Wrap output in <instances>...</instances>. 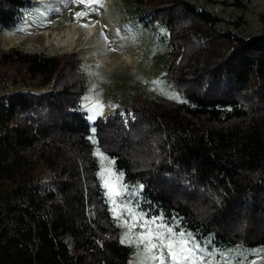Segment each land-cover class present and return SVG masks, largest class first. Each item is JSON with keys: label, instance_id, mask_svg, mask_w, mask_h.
Listing matches in <instances>:
<instances>
[{"label": "trees", "instance_id": "1", "mask_svg": "<svg viewBox=\"0 0 264 264\" xmlns=\"http://www.w3.org/2000/svg\"><path fill=\"white\" fill-rule=\"evenodd\" d=\"M136 3L145 27L169 35V77L183 101L136 99L97 118L98 144L127 187H144L148 217L251 258L264 249V34L220 30L224 20L186 0ZM31 4L0 0V36ZM84 66L74 53L0 46V264H128L134 255L99 176ZM18 85L25 90L9 92Z\"/></svg>", "mask_w": 264, "mask_h": 264}, {"label": "rangeland", "instance_id": "2", "mask_svg": "<svg viewBox=\"0 0 264 264\" xmlns=\"http://www.w3.org/2000/svg\"><path fill=\"white\" fill-rule=\"evenodd\" d=\"M30 1L32 4L28 11L12 28L4 30L1 34L0 46L4 50L20 49L46 56L74 53L83 60L85 64L83 77L87 90L81 100V106L82 110L86 111L87 117L93 115V109L97 112L95 120L88 118L94 132L95 155L99 150L107 158L101 161L96 155L100 166L110 168L113 174H119L114 163L109 165V160H113L98 144L94 124L99 117L106 120L118 111L131 109L136 99L183 101L182 93L176 91L169 77L173 57L168 33L161 26L156 27L154 31L141 23L136 0H100L99 4L94 3L87 10V16L79 18L76 13L85 11V8L84 5L76 4L73 0ZM186 1L196 6L198 10L205 9L224 20L219 25L220 30H230L242 38L264 34V0ZM70 27L76 29L78 33L76 44L71 49H61L56 45L59 43L56 33H63L66 29H71ZM126 46H130L131 51ZM129 56L132 57V62L127 61ZM51 87L52 85L34 92L46 91ZM21 90L25 88L23 85H18L10 87L9 92ZM120 183L126 186L122 175ZM141 186V184L126 186L123 195L116 198L117 204L120 207L127 204L135 213L144 214L145 219H151L139 206L144 190ZM103 189L113 208L110 198L106 195V189L104 187ZM160 218H155L158 223L164 220L163 217ZM123 221L131 222L127 213L123 215L121 222H118L122 230L121 240H124V233L128 231L127 227L121 226ZM175 226L180 227L181 222L176 220ZM173 228L177 232L191 233L193 240L204 249L205 256L211 254L212 264H225V261L230 264H264L262 260L264 253L257 255L255 252V256L250 258L251 253L235 248L219 250L214 247L211 238L199 241L191 231L185 229L178 231ZM134 231L140 232L142 229L135 228ZM123 243L134 249V255L128 264H137L140 259L137 256L139 248L135 244Z\"/></svg>", "mask_w": 264, "mask_h": 264}, {"label": "snow or ice", "instance_id": "3", "mask_svg": "<svg viewBox=\"0 0 264 264\" xmlns=\"http://www.w3.org/2000/svg\"><path fill=\"white\" fill-rule=\"evenodd\" d=\"M73 2L84 5L85 11L76 13L79 18L87 16V10L94 3L99 4L100 0H73ZM96 114V110L93 109V115L88 118L95 120ZM96 155L101 161L107 159L99 150H97ZM113 163L114 161L109 160V165ZM121 175L113 174L110 168L103 166L99 172L103 187L106 189V195L113 204L111 211L114 217L118 222H121L125 213L130 217V223L128 221L121 223L122 227L128 229L124 233V240L121 242L135 244L139 248L137 256L140 259L137 264H212L211 254L205 256L204 249L193 240L191 233L177 232L173 227L163 222L158 223L155 218L145 219L144 214L135 213L127 204L120 207L116 198L123 195V189L126 187L120 183ZM160 220L162 221V218ZM135 228H140L142 231L135 232ZM256 253L260 255L264 253V249H258ZM225 264H230V262L225 261Z\"/></svg>", "mask_w": 264, "mask_h": 264}, {"label": "bare ground", "instance_id": "4", "mask_svg": "<svg viewBox=\"0 0 264 264\" xmlns=\"http://www.w3.org/2000/svg\"><path fill=\"white\" fill-rule=\"evenodd\" d=\"M98 18V17H97ZM100 18V17H99ZM101 19V18H100ZM95 23V22H94ZM93 23V24H94ZM98 23V22H97ZM96 24V23H95ZM98 26H100V25H98ZM102 26V25H101ZM71 28V27H70ZM75 28H77L76 26H75ZM94 28V27H93ZM93 28H91V31L93 30ZM47 30V29H46ZM49 33V32H48ZM55 34V33H54ZM46 35V34H45ZM53 35V34H52ZM56 35H57V37H58V44H56L58 47H60L61 49L62 48H72V47H74V45L76 44V41H77V37H78V33L76 32V29H73V28H71V29H66V31L65 32H63V33H56ZM54 38V37H53ZM51 41V40H50ZM54 41V40H53ZM53 41H51V42H53ZM56 41H57V39H56ZM57 43V42H56ZM51 45V44H50ZM131 46V45H130ZM130 46L129 47H127V48H130ZM68 51V50H67ZM130 51H131V48H130ZM128 53V52H127ZM129 54V53H128ZM133 53H131V55H132ZM123 55H125V54H123ZM124 58H125V56H124ZM127 61L128 62H132V57H127ZM128 62H127V64H128ZM135 63V62H134ZM102 64V63H101ZM126 64V65H127ZM134 65V64H133ZM127 66H129V65H127ZM132 66V65H131ZM107 113V112H106Z\"/></svg>", "mask_w": 264, "mask_h": 264}]
</instances>
